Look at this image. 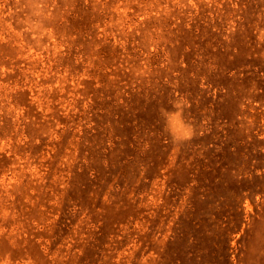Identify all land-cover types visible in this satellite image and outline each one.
Listing matches in <instances>:
<instances>
[{
  "label": "rangeland",
  "instance_id": "rangeland-1",
  "mask_svg": "<svg viewBox=\"0 0 264 264\" xmlns=\"http://www.w3.org/2000/svg\"><path fill=\"white\" fill-rule=\"evenodd\" d=\"M0 264H264V0H0Z\"/></svg>",
  "mask_w": 264,
  "mask_h": 264
},
{
  "label": "clouds",
  "instance_id": "clouds-1",
  "mask_svg": "<svg viewBox=\"0 0 264 264\" xmlns=\"http://www.w3.org/2000/svg\"><path fill=\"white\" fill-rule=\"evenodd\" d=\"M169 131L173 135V139L177 141H187L194 135L192 126L182 120L177 119L175 114H170L167 118Z\"/></svg>",
  "mask_w": 264,
  "mask_h": 264
}]
</instances>
